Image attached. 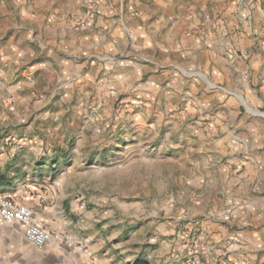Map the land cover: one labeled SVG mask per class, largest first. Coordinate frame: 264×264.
Listing matches in <instances>:
<instances>
[{
	"label": "rangeland",
	"instance_id": "obj_1",
	"mask_svg": "<svg viewBox=\"0 0 264 264\" xmlns=\"http://www.w3.org/2000/svg\"><path fill=\"white\" fill-rule=\"evenodd\" d=\"M123 1L212 50L111 56L86 49L107 0H0V196L51 229L0 238V264H264V142L243 128L264 115V0Z\"/></svg>",
	"mask_w": 264,
	"mask_h": 264
},
{
	"label": "crops",
	"instance_id": "obj_2",
	"mask_svg": "<svg viewBox=\"0 0 264 264\" xmlns=\"http://www.w3.org/2000/svg\"><path fill=\"white\" fill-rule=\"evenodd\" d=\"M157 1V0H156ZM237 10L241 9V5L244 0H237ZM247 1V0H245ZM171 0H160L159 5L165 6L167 4H170ZM123 0H107V2L103 3L102 9L103 12L100 13V15L97 17L95 26H99L100 28L96 31L97 33V41L95 43H90L89 46L86 47V49L89 50H95L100 48H105V51H108L111 56L113 55H122L123 53H126L127 49L129 48L130 51H143L147 50L149 48H153L157 46L159 49L167 50L169 52H172L174 49L176 54L182 55V54H191L193 57H200L202 53L209 54L210 50H212L213 47L209 48L208 42L203 44L202 42H198L197 40L191 41L189 36L186 34V29H177L175 26L177 24H170L167 19H164L162 16L159 17L157 15H147L145 13H140L136 15V17H132L131 15H127L126 10L128 9V5L125 6V9L123 8ZM108 5L107 7H104V5ZM145 8V6H144ZM105 10H107L109 18L106 17ZM149 12V11H148ZM147 12V13H148ZM116 15L117 17L114 18L113 16ZM247 17V25L250 28L251 27V17ZM192 18L200 23L201 14L197 13L195 14L193 12ZM191 21V18L186 19V23ZM99 24V25H98ZM185 24V23H183ZM94 31V30H93ZM95 32V31H94ZM169 37L175 38V44L173 46H168L163 43V38H166L169 40ZM88 44V43H87ZM131 55V54H130ZM128 57V56H127ZM112 61V60H111ZM113 67L118 71L117 78L114 79L113 82H122L126 81L129 72L134 69V63L131 61H123V62H111ZM206 84V83H205ZM208 87V84H206ZM116 87V86H115ZM220 89V88H219ZM254 114H252V117L254 118ZM258 122L256 123L257 126H254L251 123L246 122L243 125L244 130L247 131V134L249 137H251L253 132H258V135L263 137L262 141L264 142V115H259ZM246 145V144H245ZM245 149H248V146H245ZM258 160H260V166H264V150L261 151V156L258 157ZM225 180H228L225 178ZM226 182V181H224ZM236 184L231 185V192L235 191ZM36 207V206H35ZM31 208L35 210L37 213H42L43 219H50V213H48L45 209L42 211L41 208ZM249 210L241 211L244 216H249ZM35 221L44 222L41 219H37L35 216ZM42 226V225H41ZM15 229H18V226L15 224H2L0 223V238L5 240L10 246L13 247H20L23 248V244L18 245L19 241L18 239V232L19 235L22 238V231H17ZM46 230L50 233L51 229L46 228ZM253 240L252 237H250V241ZM26 241V240H25ZM50 243V241H49ZM48 243V244H49ZM30 248V247H29ZM33 250L34 247H31ZM45 249L47 251H39L41 253V256L44 257V261L36 260L37 264H51V247L45 246ZM37 251V250H36ZM57 252V251H56ZM55 253V251L53 252ZM20 254V253H19ZM61 257L65 258L64 255V249H61L60 251ZM46 261V262H45ZM40 262V263H39ZM42 262V263H41ZM79 261H76L72 259L70 261V264H78ZM85 262V261H84ZM62 264H65L62 262ZM86 264V263H82Z\"/></svg>",
	"mask_w": 264,
	"mask_h": 264
},
{
	"label": "built area",
	"instance_id": "obj_3",
	"mask_svg": "<svg viewBox=\"0 0 264 264\" xmlns=\"http://www.w3.org/2000/svg\"><path fill=\"white\" fill-rule=\"evenodd\" d=\"M0 223L15 224L29 243L41 246L51 239L50 233L35 221L33 210L19 203L11 194L0 196Z\"/></svg>",
	"mask_w": 264,
	"mask_h": 264
},
{
	"label": "trees",
	"instance_id": "obj_4",
	"mask_svg": "<svg viewBox=\"0 0 264 264\" xmlns=\"http://www.w3.org/2000/svg\"><path fill=\"white\" fill-rule=\"evenodd\" d=\"M135 264H138V263H135Z\"/></svg>",
	"mask_w": 264,
	"mask_h": 264
}]
</instances>
